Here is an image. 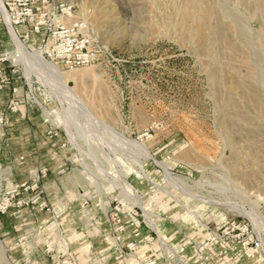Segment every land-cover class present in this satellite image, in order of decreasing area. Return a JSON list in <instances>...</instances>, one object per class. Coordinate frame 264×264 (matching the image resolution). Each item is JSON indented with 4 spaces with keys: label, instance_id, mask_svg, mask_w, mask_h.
Returning a JSON list of instances; mask_svg holds the SVG:
<instances>
[{
    "label": "rangeland",
    "instance_id": "rangeland-1",
    "mask_svg": "<svg viewBox=\"0 0 264 264\" xmlns=\"http://www.w3.org/2000/svg\"><path fill=\"white\" fill-rule=\"evenodd\" d=\"M0 4V214L41 212L0 264H74L78 197L123 241L104 262L264 264V0Z\"/></svg>",
    "mask_w": 264,
    "mask_h": 264
},
{
    "label": "crops",
    "instance_id": "crops-1",
    "mask_svg": "<svg viewBox=\"0 0 264 264\" xmlns=\"http://www.w3.org/2000/svg\"><path fill=\"white\" fill-rule=\"evenodd\" d=\"M65 209L67 211H65L66 214H64L69 216L68 220L70 225L78 227V225H85L86 223L87 226L92 227V233L94 235L89 244L81 248H75L74 251H72L73 254L79 252V256L75 258V262H73L74 264H142V259L134 260L132 258L114 257L104 262L103 260L105 259L97 258V255L100 256L107 248H110L112 245L115 247L117 239L121 243L123 241L120 238L115 236L110 237V235L107 234L111 232V229L105 224L103 211L97 209L95 205H85L82 203L81 198L78 197V199H68ZM39 213L41 212H39L36 207L31 206L22 209L17 216L12 214H0V236L10 250L19 248L23 255L28 247L34 246L33 242L29 241L30 243H28V240L25 238V233L30 232L32 228L37 226L35 221L38 219ZM87 221H89V223H87ZM60 222L63 223L65 220L61 217L59 223ZM87 229L91 231L90 228ZM95 232H99L100 237H98L99 235ZM102 232L104 233L102 234ZM88 255H92L93 258L89 257L82 259V257Z\"/></svg>",
    "mask_w": 264,
    "mask_h": 264
},
{
    "label": "bare ground",
    "instance_id": "bare-ground-1",
    "mask_svg": "<svg viewBox=\"0 0 264 264\" xmlns=\"http://www.w3.org/2000/svg\"><path fill=\"white\" fill-rule=\"evenodd\" d=\"M192 2V1H191ZM187 3V2H186ZM1 5V4H0ZM194 5H195V3H194ZM1 9H2V13H3V15H4V19H5V21H6V23H7V26H8V30H9V34H10V37H11V39H12V41L14 42V44H15V46H16V48H18V51L22 54V55H25V57H29V58H31V59H34V60H36L37 62H40L41 64H44V65H46L55 75H56V79H57V82L58 83H61V86H62V88L67 92V94L70 96V98L71 99H73V101L76 103L75 105H76V107L78 108V110H79V112L81 113V114H84L87 118L89 117V118H91L93 115L91 114V112L89 111V109H88V107L86 106V104L85 103H81L80 102V99H79V97L76 95V93L72 90V89H70L69 87H66V85H65V83H64V81L62 80V78H61V72L59 71V69L54 65V64H52L50 61H48V60H46L43 56H42V54H41V52H33V53H31V52H29V51H27V49L25 48V46H24V44L18 39V37L16 36V34H15V32H14V30H13V28H12V26L10 25V21H9V18H8V16H7V14H6V12H5V10L2 8V6H1ZM187 10V9H186ZM191 19H193V18H191ZM198 28L196 27V30H197ZM200 29V28H199ZM191 31V30H190ZM199 31V30H198ZM197 34V33H196ZM203 34V33H202ZM201 36V35H200ZM199 37V36H198ZM81 75V74H80ZM259 102V101H258ZM257 102V104H259L260 103V105H261V102H259L258 103ZM254 103H256V101L254 102ZM258 107V106H257ZM261 107H262V105H261ZM260 108V107H259ZM258 110H261V109H258ZM263 111V110H262ZM261 112V111H260ZM92 120H93V117L91 118ZM93 121H95V120H93ZM95 122H97V121H95ZM97 123H99V122H97ZM100 125H103V123H99Z\"/></svg>",
    "mask_w": 264,
    "mask_h": 264
},
{
    "label": "built area",
    "instance_id": "built-area-1",
    "mask_svg": "<svg viewBox=\"0 0 264 264\" xmlns=\"http://www.w3.org/2000/svg\"><path fill=\"white\" fill-rule=\"evenodd\" d=\"M73 29V28H72ZM34 30L35 31H38V26L37 25H35V28H34ZM56 33H59V31L58 32H55V31H53V35H52V37H55L56 35ZM46 54H47V56H49V57H55L54 56V52H55V49L54 48H52V49H50V46H48L47 48H46Z\"/></svg>",
    "mask_w": 264,
    "mask_h": 264
}]
</instances>
